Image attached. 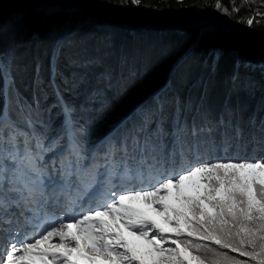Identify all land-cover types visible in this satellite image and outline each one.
Returning a JSON list of instances; mask_svg holds the SVG:
<instances>
[{"label": "trees", "instance_id": "1", "mask_svg": "<svg viewBox=\"0 0 264 264\" xmlns=\"http://www.w3.org/2000/svg\"><path fill=\"white\" fill-rule=\"evenodd\" d=\"M26 1L47 2L0 0V53L7 54L0 63L10 64L13 80L12 86L3 84L0 140L11 130L5 124H14L27 137L38 134L45 146L60 138L56 155H44L49 166L69 155L73 140L85 167L93 156L103 163L107 138L119 144L130 135L141 120L140 109H153L155 95L163 91L178 99L166 107L168 132L173 115L187 123L188 145L193 122L209 129L195 138L201 161L264 159V19L256 17L251 27L246 23L257 10L264 13V0H234L239 13L232 12V0H222L228 15L216 10V0H184L183 5L142 0L141 6L130 0H77L89 6L28 5L2 19L4 6ZM92 58L100 62L79 66ZM52 70L57 94L48 85ZM106 71L110 76L101 75ZM65 103L72 106L74 121L67 132ZM25 139L19 136L21 155ZM163 142L168 151L172 138ZM175 159L178 166L179 155ZM73 179L82 188L91 176Z\"/></svg>", "mask_w": 264, "mask_h": 264}, {"label": "snow or ice", "instance_id": "2", "mask_svg": "<svg viewBox=\"0 0 264 264\" xmlns=\"http://www.w3.org/2000/svg\"><path fill=\"white\" fill-rule=\"evenodd\" d=\"M130 3L141 6L142 0ZM232 4V12L239 13L240 7L234 0ZM215 8L230 14L222 0H216ZM256 17L264 19V13L254 12L246 20L249 27ZM59 47L57 42V51ZM99 62L92 58L79 66L87 69ZM56 74L52 70L48 81L54 94L60 91ZM237 79L232 77L234 88ZM4 83L13 84L11 66L0 63V121ZM177 104V98L169 99L163 91L156 94L154 108L140 109L141 120L130 135L119 144L107 138L103 163L93 156L85 167L82 150L73 140L69 155L58 166L54 161L50 165L57 178L38 162L56 150L60 138L45 146L38 134L27 137L14 124H5L11 130L0 140V215L23 206L32 213L37 231L36 238L5 249L0 264H264V159L201 161L195 138L209 129L193 122V143L188 145L186 122L173 115L171 132L164 126L166 107ZM62 113L67 132L74 123L72 106L63 104ZM20 135L26 136L23 155ZM169 136L172 145L165 151L163 140ZM33 139L36 143L29 147ZM85 174H90V183L73 194V177ZM97 183L99 190L84 207L86 192ZM50 203L62 205L64 214L49 215Z\"/></svg>", "mask_w": 264, "mask_h": 264}, {"label": "rangeland", "instance_id": "3", "mask_svg": "<svg viewBox=\"0 0 264 264\" xmlns=\"http://www.w3.org/2000/svg\"><path fill=\"white\" fill-rule=\"evenodd\" d=\"M56 152H47L45 153L48 157L49 156H55ZM44 162H48L47 160H44ZM56 165L58 166V162L54 161ZM40 163L38 162V166ZM47 173L53 175L54 178L56 177V174L52 171V168L49 165H46L44 167ZM99 179H102L100 177ZM74 180V179H73ZM80 180V179H79ZM78 180L75 179L74 181V191L73 194H75V188L80 187L76 182ZM87 183V182H86ZM90 183V181L88 182ZM81 188V187H80ZM83 188V187H82ZM100 188V184L97 183L94 187L91 188V190H88L84 196L83 204L84 207H87V204L89 202H92L94 199L95 194ZM24 212V215H21V212ZM47 212L49 215H63L65 212V208L62 205H56V204H49L47 208ZM75 212L77 214L80 213L79 209H76ZM67 222V220L65 221ZM36 221L32 217V213L28 212L23 206L20 208H11L9 212L6 215H0V255L3 254L4 250L7 248H10V246L13 243H16L17 246L19 243L26 238H36V231L35 228ZM43 228V225L40 226ZM14 232V234H12ZM16 233H19V235H15ZM231 255H238L236 253H230Z\"/></svg>", "mask_w": 264, "mask_h": 264}, {"label": "water", "instance_id": "4", "mask_svg": "<svg viewBox=\"0 0 264 264\" xmlns=\"http://www.w3.org/2000/svg\"><path fill=\"white\" fill-rule=\"evenodd\" d=\"M55 3L63 4V5H67V6H84L86 8L89 6L87 2H80V1H77V0H75V1H69V0H47L46 4L43 5V6H39L34 1H26L24 4H21V5H19L17 3H13L9 7L4 6L2 8V19H5L6 15L10 11H14V10H17L19 8H22V7H25V6H28V5H35V6H39V7L45 8L48 5L55 4Z\"/></svg>", "mask_w": 264, "mask_h": 264}, {"label": "bare ground", "instance_id": "5", "mask_svg": "<svg viewBox=\"0 0 264 264\" xmlns=\"http://www.w3.org/2000/svg\"><path fill=\"white\" fill-rule=\"evenodd\" d=\"M12 234H14V232Z\"/></svg>", "mask_w": 264, "mask_h": 264}]
</instances>
